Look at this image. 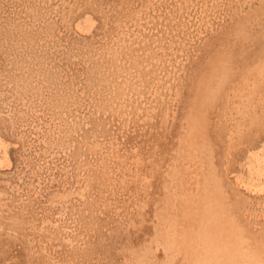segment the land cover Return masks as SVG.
<instances>
[{"label":"rangeland","instance_id":"obj_1","mask_svg":"<svg viewBox=\"0 0 264 264\" xmlns=\"http://www.w3.org/2000/svg\"><path fill=\"white\" fill-rule=\"evenodd\" d=\"M0 264H264V0H0Z\"/></svg>","mask_w":264,"mask_h":264}]
</instances>
